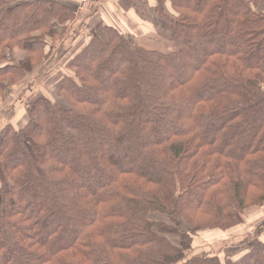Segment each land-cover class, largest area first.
Masks as SVG:
<instances>
[{
  "label": "trees",
  "instance_id": "1",
  "mask_svg": "<svg viewBox=\"0 0 264 264\" xmlns=\"http://www.w3.org/2000/svg\"><path fill=\"white\" fill-rule=\"evenodd\" d=\"M154 1L126 3L170 53L100 28L56 84L66 107L37 95L29 125L5 126L0 264H264L256 238L237 260L187 255L264 204V0ZM73 16L0 0V99Z\"/></svg>",
  "mask_w": 264,
  "mask_h": 264
},
{
  "label": "rangeland",
  "instance_id": "2",
  "mask_svg": "<svg viewBox=\"0 0 264 264\" xmlns=\"http://www.w3.org/2000/svg\"><path fill=\"white\" fill-rule=\"evenodd\" d=\"M166 11L170 15H173L168 5L166 6ZM100 28L94 29V31L92 30V36L99 35L101 38H104L105 36H103ZM137 36L134 38L130 36L132 38H129V40L136 41L135 43L142 45L148 50H153L164 54L170 53L172 51V46L166 42L160 41L157 37H155L154 31H152L150 37L149 35L145 36V38L141 37L140 35ZM46 54L48 59L45 62V65L39 67V69L33 74L27 75L21 83L16 85V87L13 88L12 86L11 88H8L5 91L4 99H0V136L3 133L6 125H11L14 129L21 130L30 124L28 115L26 113L27 102L37 95L47 99L48 101L56 102L62 107H66L57 94L55 83L63 76L71 75L70 72L64 69V64L70 60V58H72V54L60 56L56 51L52 53L51 49H46ZM16 58H18V52L12 56L7 54L6 62L8 64L13 63L14 60L16 61ZM48 65L49 67L51 66V71L45 69L46 66L48 68ZM54 69L55 71H53ZM262 210H264V204L262 206H255L246 209L242 215L243 222L234 229L241 230L248 214H251V217L255 218L258 216V214L255 215V213ZM151 220L157 224L166 225L168 227L172 226L168 218L152 216ZM237 230L235 231L237 232ZM178 231L179 235L183 234L186 232V228H180ZM233 233L234 232L230 230L227 232L215 231L212 233L199 232L195 234V236H193L192 250L187 253L188 257L191 258L194 256L205 255L214 256V254H216L219 256L222 263L226 259L237 260L247 252L246 246L243 248H238L233 244L230 246L226 245L227 247L223 245L224 247L221 251H214L211 249L214 244L222 243L226 239L231 238ZM168 238L172 243L178 244V236H169Z\"/></svg>",
  "mask_w": 264,
  "mask_h": 264
},
{
  "label": "crops",
  "instance_id": "3",
  "mask_svg": "<svg viewBox=\"0 0 264 264\" xmlns=\"http://www.w3.org/2000/svg\"><path fill=\"white\" fill-rule=\"evenodd\" d=\"M42 1H50L59 4L72 11L74 15L72 20L58 27L60 36L56 40L45 37V46L43 48L45 52L46 49H51L52 53L56 51L60 56L72 54L73 57L89 42L92 37V30L94 31V29H99L100 27L112 28L123 37H128L127 39L134 38L137 35L144 38L147 35L150 37L153 31L151 24L142 21L135 10L130 7V3H126L129 0H87L82 3L78 0ZM133 1L134 0H132V2ZM147 3L149 8L155 5L154 0H147ZM125 5H128V8H126ZM137 45L142 46L140 44ZM17 52L18 58L11 64H18L23 59L24 54L19 49H15L12 55H15ZM47 59L44 60L39 67L45 65ZM66 63L64 64L65 70ZM39 67L27 75L33 74ZM45 69L51 71V66L49 67L48 65V68L46 66ZM53 71H55V69ZM57 82L55 83V87ZM14 87H16V85L13 86V88ZM256 214H258V216L255 218H252L251 214H248L241 230L232 229L234 233L231 235V238L223 241V244H214L211 249L214 251H221L224 246L233 244L238 248H243L244 246L247 248L248 243L255 238L259 241H264V210L258 211L255 215ZM235 230H237V232Z\"/></svg>",
  "mask_w": 264,
  "mask_h": 264
},
{
  "label": "built area",
  "instance_id": "4",
  "mask_svg": "<svg viewBox=\"0 0 264 264\" xmlns=\"http://www.w3.org/2000/svg\"><path fill=\"white\" fill-rule=\"evenodd\" d=\"M80 3H82V2H86L87 0H78Z\"/></svg>",
  "mask_w": 264,
  "mask_h": 264
}]
</instances>
